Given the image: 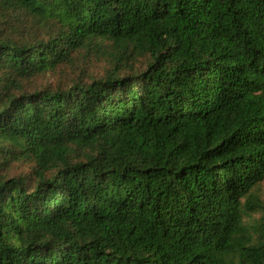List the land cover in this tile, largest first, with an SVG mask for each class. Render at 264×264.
Returning a JSON list of instances; mask_svg holds the SVG:
<instances>
[{
  "label": "trees",
  "instance_id": "trees-1",
  "mask_svg": "<svg viewBox=\"0 0 264 264\" xmlns=\"http://www.w3.org/2000/svg\"><path fill=\"white\" fill-rule=\"evenodd\" d=\"M263 178L264 0H0V264H264Z\"/></svg>",
  "mask_w": 264,
  "mask_h": 264
},
{
  "label": "rangeland",
  "instance_id": "rangeland-1",
  "mask_svg": "<svg viewBox=\"0 0 264 264\" xmlns=\"http://www.w3.org/2000/svg\"><path fill=\"white\" fill-rule=\"evenodd\" d=\"M28 25L31 21H26ZM117 48L110 42L101 44L93 43L90 47L80 50L74 56L72 66H63L55 71L37 75L25 82L26 89L51 88L65 86L74 79L87 78L88 76L97 77L107 68L113 65L112 55ZM144 57H139L129 61L128 67L133 65L135 68L144 64ZM28 170V165H17L11 169V174L16 175ZM256 196L258 201L254 203L249 218H245L247 235L254 240L264 238V178L260 180Z\"/></svg>",
  "mask_w": 264,
  "mask_h": 264
}]
</instances>
